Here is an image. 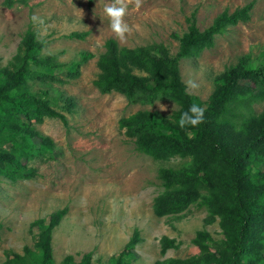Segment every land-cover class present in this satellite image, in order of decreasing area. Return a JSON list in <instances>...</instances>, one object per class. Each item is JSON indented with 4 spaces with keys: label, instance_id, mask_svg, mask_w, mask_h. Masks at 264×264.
Listing matches in <instances>:
<instances>
[{
    "label": "rangeland",
    "instance_id": "rangeland-1",
    "mask_svg": "<svg viewBox=\"0 0 264 264\" xmlns=\"http://www.w3.org/2000/svg\"><path fill=\"white\" fill-rule=\"evenodd\" d=\"M112 2L28 0L7 7L0 0V72L18 68L29 28L47 41L44 55H57L64 64L81 63L75 76L56 70L68 82L42 84L59 97L58 109L69 121L65 125L59 118H46L35 124L40 134L52 139L53 150L28 162L36 170L32 177L0 178V264L39 262L38 229H31V223L38 218L48 221L51 213L65 207L67 214L53 232L55 264H64L69 255L75 264H82L88 252H92L91 264H115L136 228L140 241L124 264H216L193 243L200 230H207L214 242L224 238L221 217L201 204L207 191L181 212L158 216L153 209L154 198L162 190L158 169L181 166L192 158L154 159L139 152L121 122L139 110L170 115L178 105L168 99L130 103L118 92L101 93L94 84L100 73L97 62L109 38L127 47L158 42L176 54L193 14L203 30L224 10L231 13L253 2L249 20L229 26L199 56L180 61L187 90L206 101L226 67L241 58L252 65L264 62V0H142L139 9L129 5L125 20L132 32L125 43L112 33L103 12ZM33 15L44 23L34 24ZM75 31L87 34L83 39L70 38ZM189 80L198 89L189 88ZM252 111L261 114L264 99L254 102ZM163 236L174 239L178 247L163 254Z\"/></svg>",
    "mask_w": 264,
    "mask_h": 264
},
{
    "label": "trees",
    "instance_id": "trees-1",
    "mask_svg": "<svg viewBox=\"0 0 264 264\" xmlns=\"http://www.w3.org/2000/svg\"><path fill=\"white\" fill-rule=\"evenodd\" d=\"M17 2L26 4L28 0H4L7 7ZM253 5L251 2L231 13L224 10L203 30L193 14L176 54L158 42L127 47L109 38L98 59L100 73L94 81L101 93L118 92L130 103L153 104L168 99L178 105L170 115L139 110L121 122L139 152L154 159L174 155L192 158L181 166L158 169L162 190L154 198L153 209L158 216L178 213L207 191L201 204L221 217L224 238L214 242L207 230H200L193 243L201 255L213 258L216 264H264V111L259 115L252 111V104L264 99V62L252 65L241 58L229 65L203 101L187 90L180 61L199 56L229 26L249 20ZM86 34L75 31L69 37L83 39ZM46 43L29 28L18 68L0 72V178L32 177L36 170L28 162L53 150L52 139L40 134L35 124L46 118H59L69 124L66 114L58 109L59 97L42 84L68 82L56 70L75 76L81 63L64 64L57 55H44ZM37 83L41 86L36 87ZM193 103L205 109L204 122L181 129L177 121ZM67 105L71 107V100ZM67 211L65 207L51 213L48 221L38 218L31 223V229H38L35 246L40 260L35 264H55L53 232ZM139 241L140 231L136 228L115 264H124ZM161 243L163 254L178 247L167 236ZM91 257L92 252L85 253L82 264H91ZM64 264H75L73 255Z\"/></svg>",
    "mask_w": 264,
    "mask_h": 264
},
{
    "label": "clouds",
    "instance_id": "clouds-1",
    "mask_svg": "<svg viewBox=\"0 0 264 264\" xmlns=\"http://www.w3.org/2000/svg\"><path fill=\"white\" fill-rule=\"evenodd\" d=\"M130 4L134 5L136 9H139L142 5V0H113L111 4H106L103 8L104 14L109 19V27L112 33L121 43H125L127 36L132 32V27L125 20ZM31 19L34 24L37 22L40 24L44 23V21L36 15H33ZM187 84L191 89H198L199 87L198 84L191 80H189ZM160 108L163 111H167L164 105H160ZM204 113L205 109L203 107L193 103L187 111L181 113L177 124L181 129L198 127L204 122Z\"/></svg>",
    "mask_w": 264,
    "mask_h": 264
}]
</instances>
